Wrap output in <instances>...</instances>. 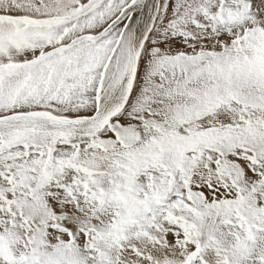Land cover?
Wrapping results in <instances>:
<instances>
[{"label": "snow or ice", "instance_id": "6c2138e0", "mask_svg": "<svg viewBox=\"0 0 264 264\" xmlns=\"http://www.w3.org/2000/svg\"><path fill=\"white\" fill-rule=\"evenodd\" d=\"M0 264H264V0H0Z\"/></svg>", "mask_w": 264, "mask_h": 264}]
</instances>
